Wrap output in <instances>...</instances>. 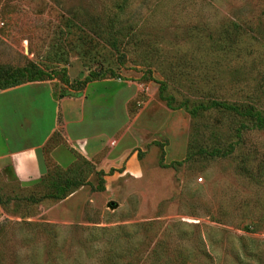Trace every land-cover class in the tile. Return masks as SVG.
Segmentation results:
<instances>
[{"label": "rangeland", "instance_id": "374dc122", "mask_svg": "<svg viewBox=\"0 0 264 264\" xmlns=\"http://www.w3.org/2000/svg\"><path fill=\"white\" fill-rule=\"evenodd\" d=\"M0 22V64L70 79L0 89V159L40 145L61 106L73 133L108 138L64 199L38 186L46 166L0 165V264H264V128L207 108L264 115V0H0ZM86 25L120 29L121 52Z\"/></svg>", "mask_w": 264, "mask_h": 264}, {"label": "trees", "instance_id": "16d2710c", "mask_svg": "<svg viewBox=\"0 0 264 264\" xmlns=\"http://www.w3.org/2000/svg\"><path fill=\"white\" fill-rule=\"evenodd\" d=\"M90 30H92L98 37L103 38L108 44L116 51L121 52V46L125 45L124 39H122L120 35V29H114V27H110L108 30H104L98 26H89L86 25ZM119 34V35H118ZM128 36V37H126ZM134 36V33H128L124 35V37L128 38V40ZM62 73L63 78L65 81L66 86L70 84V79L67 75L66 69L63 68L61 70L52 69L47 70L39 66L34 62H29L23 67H13L9 65L0 64V89L5 90L12 87H16L22 84L36 82V81H46L54 79L56 73ZM100 75L99 72L91 73L90 77H87L81 84V88L73 89L70 93H60L59 98L64 97L65 95L69 97L77 96L78 92L82 90L92 80H95ZM167 89V83L161 81L159 87V96L161 99L165 100L167 106L171 109H178L184 107L183 105L180 106H173L171 103V99L165 95V90ZM186 109L193 115L198 117L199 116V109L200 107H188L186 104ZM204 106V105H203ZM202 106V107H203ZM205 107V106H204ZM208 109H215L218 112H221L223 115H233L236 117L244 118L246 120L252 121L253 126L256 128H264V115L256 110L254 107L249 106L248 104L244 103H227L225 101H218L213 100L211 105L207 107ZM57 132L51 137L49 142L43 147V152L45 156V164L47 167V171L45 174L41 176L42 180L39 182L38 186H44L42 183L47 179H56L55 185L52 187H48L45 191V196L55 197L57 199H64L68 197L70 194L74 193L79 187L85 184L86 178L90 173H92L95 169L92 162L87 160L83 155L75 151L73 148L71 149L75 155V160L71 165L64 168L57 164L51 157L50 152L51 150L59 144L55 142V136ZM193 151L189 150L188 157L193 156ZM220 153V152H217ZM82 165H86V168H82ZM115 169H112L113 171ZM101 176V182L104 183V179L102 176L105 175L104 170H100L97 172ZM103 186V185H102ZM58 189L59 193H55L54 191Z\"/></svg>", "mask_w": 264, "mask_h": 264}, {"label": "crops", "instance_id": "0c3cea01", "mask_svg": "<svg viewBox=\"0 0 264 264\" xmlns=\"http://www.w3.org/2000/svg\"><path fill=\"white\" fill-rule=\"evenodd\" d=\"M81 101L82 98L77 95L74 97H61L58 99L57 102L59 103V105H64L65 103L69 102L79 104V102ZM61 111L63 114V121H60V125H58L56 128H54L47 134L45 140L42 141L40 145L34 144L29 149L17 152L15 154H6L5 157L0 159V165L2 166V168L4 169L5 167H8L20 180H27L31 177L36 178L41 176L46 166L45 161L43 160L41 149H43V146L49 142L51 137L56 132H61L60 138L62 139L59 144H57L51 150L50 155L52 159L56 161L57 164L66 168L74 162L75 155L71 150L72 148L81 155H83L87 160L94 163L93 159L97 157V155L101 153L102 150H105L108 138H104L102 134L97 133L94 135H89L87 134V132H84L80 135H76L75 133H73L72 130L69 129V123L71 120L66 118L62 106ZM120 128L121 127H119V129ZM61 147H64L68 150L66 156L56 155V152Z\"/></svg>", "mask_w": 264, "mask_h": 264}, {"label": "built area", "instance_id": "2783aa9c", "mask_svg": "<svg viewBox=\"0 0 264 264\" xmlns=\"http://www.w3.org/2000/svg\"><path fill=\"white\" fill-rule=\"evenodd\" d=\"M2 26V23L0 22V27Z\"/></svg>", "mask_w": 264, "mask_h": 264}]
</instances>
